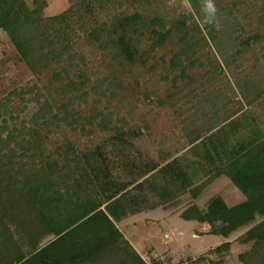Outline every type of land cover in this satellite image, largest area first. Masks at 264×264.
<instances>
[{"label":"trees","instance_id":"trees-1","mask_svg":"<svg viewBox=\"0 0 264 264\" xmlns=\"http://www.w3.org/2000/svg\"><path fill=\"white\" fill-rule=\"evenodd\" d=\"M188 1L190 13L170 18L167 13L151 10L149 0H93L84 10L75 5L49 17L40 15L39 9L31 8L25 0H0V32L8 34L23 61L38 75L52 63L61 66L53 71L49 83L35 85L36 99L43 102L31 120L34 126L12 131L5 140L0 138V153L10 160L8 164L2 160L0 169V264H147L117 223L156 209L187 189L197 198L208 183L194 186L202 177L198 171L203 169L229 177L246 199L230 206L222 196H216L206 208L193 203L181 216L209 224L210 234L225 238L251 225L241 240L254 241L248 256L256 264H264V130L245 135L244 128L251 121H243L246 112L242 120L233 115L221 119L216 114L209 122L197 125L191 144H200L203 149L191 163L176 169L174 160L160 167L133 162L128 166L130 179L114 173L118 162L111 159L106 146L110 140L133 144L122 129L93 146L88 144L93 142L90 137L96 128H115H110L111 116L99 103L108 93L123 97L119 73L146 65L157 47L174 34L183 44L171 64L182 66L183 73L187 67L203 63L194 54L205 40L208 45L213 41L216 47L217 56L210 61L211 65L218 63L216 73L224 72L221 63L243 59L255 43L262 46L264 0L252 21L248 19L251 9H244L248 0H214L217 12L211 21L204 12L205 0ZM253 1L247 6L256 7L259 0ZM126 4L133 10L124 8ZM100 11L107 14L101 17ZM194 13L200 16L197 20ZM91 41L110 57L107 73L90 66L89 53L82 44ZM183 55L187 66L183 65ZM260 66L255 78L251 74L237 84L249 104L264 103V88L257 81L264 74V63ZM92 93L101 98L95 100L89 114L76 108L75 104L88 103ZM0 106L7 108L1 102ZM58 122L77 134V152L65 148L52 158L44 155L43 148L53 131L51 126L57 127ZM208 126L209 134L202 135ZM81 136H87L88 142L81 141ZM40 156H46L47 161H38ZM231 243L227 240L218 245L215 253L225 254ZM155 263L166 264L159 259Z\"/></svg>","mask_w":264,"mask_h":264},{"label":"rangeland","instance_id":"rangeland-1","mask_svg":"<svg viewBox=\"0 0 264 264\" xmlns=\"http://www.w3.org/2000/svg\"><path fill=\"white\" fill-rule=\"evenodd\" d=\"M25 1L31 8H38L43 17L58 15L75 5L84 10L87 4L93 3V0ZM149 1L151 10L167 13L170 18L192 11L188 0ZM253 2L248 0L247 5H252ZM259 4L261 5V0L254 4L256 7L244 6L246 10L251 9L249 20L256 18L261 7ZM124 8L133 10L132 6L127 4ZM99 14L104 17L107 12L100 11ZM194 16L196 20L200 17L197 13H194ZM192 21L190 19V22ZM195 35L198 39L199 35ZM182 44L183 42H179V35L174 34V37L167 40L162 47H157L146 65L138 64L132 69L128 67L120 72L119 78L124 88L123 97H111L108 93L101 98L92 93L88 97V103L75 104L80 111L89 114V108L96 104V99L101 98L99 108L107 115L110 114L109 126L115 127L108 131L96 128V132L90 137L93 138V142L89 143L87 136H81V141L93 146L113 137L122 129L125 133L123 136L133 142L130 146L117 140L106 142L109 156L118 162V168L114 173L124 178H131L127 172L130 171L128 166L133 162L136 164L150 162L160 167L174 160L176 169L191 163L197 158L196 155L201 156L203 149L200 144H191L197 134L196 126L209 122L216 114L221 119L233 115L242 120L243 113L246 112L248 120L243 121H251L246 124L244 134L264 130V103L258 100L249 104V100L243 97L237 87L238 82L244 83L251 74L255 78V72L259 70L261 63H264V48H261L264 47V41L262 46L255 43L243 59L234 58L229 65L221 63L224 72L219 70L218 73L214 71V66L218 67V63L210 64L217 56L216 47L211 40L209 45L206 40L201 42L203 47L194 54V58L201 57L203 60L201 65L197 63L195 66L187 67L184 73L182 66L172 65L171 59ZM82 48L89 53L91 67L103 73L110 70L108 67L110 57H105L104 52L98 49L94 41L84 42ZM182 60L183 65L187 66L188 61L184 55ZM152 66L155 68H151ZM55 69H61V66L52 63L43 74L35 73L23 61L8 34L0 32V102L7 105V108L0 106L1 139L5 140L12 131L15 133L24 126H34L31 120L43 102V99L39 102L36 99L35 85L42 87L49 83ZM112 71L116 72V67ZM261 71L264 73V68ZM261 75L257 81L264 88V74ZM254 81L255 79L251 80ZM56 111L54 108V112ZM51 127L53 131L45 140L44 155L50 154L52 158H56L58 157L56 153L65 148L77 152V134L71 128L66 127L63 122H58L57 127ZM208 129H211L210 126L207 130L201 131L202 135L209 134ZM26 138L30 136L26 135ZM10 145L14 147L15 142L12 140ZM0 154L1 169L2 160L7 164L10 160L3 155L5 153ZM41 158L45 162L48 159L46 156H40L37 158L38 161ZM200 160L202 161L201 157ZM203 171H198L202 177L194 182V186L208 183L197 198H192L187 189L177 198L156 209L141 212L117 223L147 264H156L157 259L166 264H256L254 259L248 256L254 241L243 243L241 240V236L251 225L244 226L229 238H225L210 234L212 227L209 224L185 220L181 216L182 211L191 204L196 203L200 208H206L216 196H222L230 206L246 199L244 192L224 174L215 176L216 170L211 173ZM227 240L231 241L232 245L224 250L225 254L215 253V248Z\"/></svg>","mask_w":264,"mask_h":264},{"label":"clouds","instance_id":"clouds-1","mask_svg":"<svg viewBox=\"0 0 264 264\" xmlns=\"http://www.w3.org/2000/svg\"><path fill=\"white\" fill-rule=\"evenodd\" d=\"M204 12H205L207 18L209 19V21H211L215 17L217 9H216V5L214 3V0H205Z\"/></svg>","mask_w":264,"mask_h":264},{"label":"crops","instance_id":"crops-1","mask_svg":"<svg viewBox=\"0 0 264 264\" xmlns=\"http://www.w3.org/2000/svg\"><path fill=\"white\" fill-rule=\"evenodd\" d=\"M226 176V175H225ZM227 177V176H226ZM227 178H229V177H227ZM229 181H231V179L229 178ZM231 182H233V181H231Z\"/></svg>","mask_w":264,"mask_h":264}]
</instances>
